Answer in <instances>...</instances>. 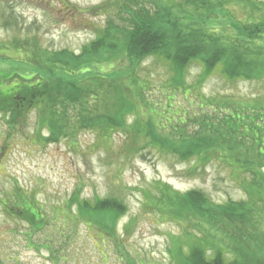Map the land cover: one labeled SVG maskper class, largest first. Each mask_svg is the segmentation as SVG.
<instances>
[{
  "label": "rangeland",
  "instance_id": "374dc122",
  "mask_svg": "<svg viewBox=\"0 0 264 264\" xmlns=\"http://www.w3.org/2000/svg\"><path fill=\"white\" fill-rule=\"evenodd\" d=\"M124 1L134 9L146 6L163 18L170 13L167 18H179L184 26L202 25L230 38L245 33H234L220 13L198 19L188 7H197L199 0H167L164 3L170 5L169 9L158 0H0V51L6 47L11 56L16 50L29 54L20 52L15 62H5L0 56V71L16 72L15 80L21 83L24 73L29 77L48 73L44 64L48 54L64 50L79 54L106 32L114 33L118 42L125 41L128 34L121 29L126 20L131 23L133 16L122 14ZM251 2L248 7L260 20L264 17V0ZM246 3L247 0H234L228 9L239 12L241 4ZM259 27L264 30V25ZM131 30L129 27L127 33ZM261 30L245 34L252 38L255 31L262 34ZM255 41L264 46V37L258 36ZM122 51L91 62L74 75L86 76L80 92L88 97L101 96L95 106L96 118L115 115L119 110L116 90L123 82L142 92L141 96L130 94L138 113H145L146 104L159 109L166 103L162 91L173 76L170 62L150 57L134 63L126 49ZM23 61L28 65L21 64ZM186 69L185 88L193 91L187 98L175 92L172 101L175 109L182 107L185 117L173 119L162 110H158L159 116L149 113L153 121L141 125L140 131L145 132L139 138L133 130L138 113L126 114L124 127L112 125V132L103 135L95 127L68 137L59 123L61 138L49 142L45 140L48 131L38 129L39 110L17 114V126L7 129L2 120L8 121L11 115L0 112V264H179V245L187 252L189 238L205 236L198 220L185 218L184 210L192 205L182 201L181 196L192 191L193 195L201 192L214 209L231 202H249L254 212L250 211L244 220L236 219L239 225L227 227L221 217H214L213 224L225 235L234 234L233 230L237 234L250 233L254 238L252 246L260 249L255 255L264 256V203L247 189V181L252 182L254 176L249 172L238 175L217 154L219 142L215 136L202 135L195 123L203 111L217 118L213 111L221 107L263 105L264 75L230 79L219 66L204 72L199 60L189 63ZM131 80L136 87L128 84ZM99 83L105 87L106 96ZM153 122L157 125L154 129L167 140L166 146L147 138ZM182 142L191 146L186 158L173 149ZM199 145L210 146L208 158L204 153L193 154ZM75 193L80 201L88 199L91 203L97 198L116 199L122 208L115 216L100 213L95 221L92 216L81 220ZM22 199L42 207L49 220L42 229L34 228L26 218ZM252 228L257 231L250 232Z\"/></svg>",
  "mask_w": 264,
  "mask_h": 264
},
{
  "label": "trees",
  "instance_id": "16d2710c",
  "mask_svg": "<svg viewBox=\"0 0 264 264\" xmlns=\"http://www.w3.org/2000/svg\"><path fill=\"white\" fill-rule=\"evenodd\" d=\"M158 1L163 2L164 8H170V5L164 3L167 0ZM199 1L197 7H193V5L188 7L190 13H196L198 19H200L199 16L213 18L218 13L223 14L228 26L234 29V33L236 31L247 33L258 28L261 30L259 26L264 25V17L261 19L259 17L261 20L259 24L258 14L250 11L248 6L251 5V0H247L246 6L241 4L243 8L239 12L236 10L232 12L228 9L229 5L232 6L234 0ZM137 6L140 5L137 4ZM139 9L126 6L125 1L123 3L122 14H131L134 19L130 20L131 23L126 20L127 24L123 25L121 29V31H124L123 34H128L127 39L123 42L114 40V33L106 32L98 35L79 54L68 50L48 54L50 58H46V63H44L48 67L46 75H39L38 77L31 75L26 83L22 79V90L16 97L11 99L18 106L23 103L24 110L16 106L17 108H15L13 114L9 116L8 123L17 122V114L22 115L23 112L39 110L38 129L48 131L49 135L45 140L49 142H57L61 138L62 133L59 123L66 129L68 137L79 131L83 132L95 127L98 128L96 132L99 135H103L104 132L111 133L113 126L121 129L126 125L124 119L126 114L138 113L136 102L130 94L136 93V95L141 96L142 92L139 88L134 90L128 85L124 86V82L120 84L116 90L117 97L120 98L118 100L119 110L115 111V115L107 116L104 114L96 118L97 110L95 106L101 96L97 94L88 97L87 94L80 92L79 88L86 81V76L82 77L80 75L74 78V75H77L79 68L84 69L85 65L99 61V59L102 60L110 53L123 52L124 48L126 49V55L134 63L137 59L141 61L150 57H162L170 62L173 71L172 83L170 81L162 91L166 103L159 109L156 108L157 110L151 108L150 104H146L143 106L145 113H138L135 116L136 121L133 125L136 128L132 129L136 130L135 135L138 138L145 132L140 131L141 125H147L150 121H153L150 114L154 113L159 116L158 110H162L168 117L173 119L175 116L178 119L179 115L185 117L182 107L178 106L175 109L172 101H174L175 92H182L187 98L193 91V89L190 91V88H185L186 82L184 80L186 68L192 61H201L205 68L204 72L207 73L219 66L222 73L230 79H250L254 76L264 75V46L257 45L255 41L258 36L264 37L263 28L261 30L262 34L255 31L254 35L256 36L252 38H247L245 33L230 38L202 25L184 26L180 24L179 18L176 20L167 18L170 13L163 18L160 13H153L146 6H143L141 10ZM122 17L121 19L124 21L125 17ZM125 26H127L126 30L123 29ZM129 27L132 30L127 33ZM60 72L64 74L61 75ZM1 79L4 78H0V82H5ZM100 83L99 86L106 96L105 87ZM128 84L136 87L133 80ZM110 89L109 86L108 90ZM142 90L145 91V89ZM4 95L5 93H1L0 96L4 97ZM194 98L196 100V97ZM1 101L2 99H0V105ZM92 102L94 103L92 104ZM203 107L204 104H201V108ZM0 111H2L1 106ZM215 111L217 112V118L209 117V111L208 114L207 112L204 114L203 111V114L195 122L198 126L196 130L202 135L210 136V134H213L215 136V139L219 142L217 154L233 166L238 175L247 174V172L252 173L254 180L252 182L247 181V189L264 203V104L249 108L239 104L232 108L214 109L213 112L215 113ZM101 124L103 125L101 126ZM153 124H151L152 128L149 131L147 130V138L152 139L153 142L162 141V144L166 146L167 140L162 139L159 131L153 127L156 128L157 125L154 122ZM39 130L38 132H40ZM139 132H141L140 135ZM204 139L206 138L204 137ZM183 143H180V145L175 144L173 149L175 148L183 158H186L189 155L186 150H190L191 146ZM210 146L208 145L205 148L204 145H199L193 151V154L200 155L204 153L205 157L208 158V154L211 153ZM223 153L225 154L223 155ZM193 192L181 196L182 201L188 202L190 206L192 205V208L188 207L187 210H184V213L187 214L185 218L198 220V224L202 227L201 231L205 236L192 239L188 237L187 252L184 250L183 245H179L177 249L179 264H264V256L257 258L255 255V252L260 249L252 246L254 238L250 233L242 234L241 231H237V234L233 230L234 234L225 235L221 232L222 228L217 229L219 227L213 224L214 217H221L227 221V227L228 225H231V227L239 225L236 219L241 218L244 220L250 211L254 212L250 203L231 202L214 209L208 198L204 197L201 192H198V195L197 192L193 195ZM75 196L78 199L77 216L81 220L92 216L95 221V216H99L100 213L115 216L121 210L120 207L122 208V205L116 199L97 198L94 203H91L88 199L80 201L77 193H75ZM22 203L25 216L29 218L34 228L42 229L45 226L44 224L49 222L38 203L27 201V199H22ZM252 203L256 205L255 201ZM256 231L257 228H252L250 232L254 233Z\"/></svg>",
  "mask_w": 264,
  "mask_h": 264
},
{
  "label": "flooded vegetation",
  "instance_id": "af4514ba",
  "mask_svg": "<svg viewBox=\"0 0 264 264\" xmlns=\"http://www.w3.org/2000/svg\"><path fill=\"white\" fill-rule=\"evenodd\" d=\"M1 48L4 51H2V50L0 51V56H2V58H3L2 60L5 62L17 61L18 56L20 55V52H22V50H19V51L16 50L15 56H11L10 54H8L6 52V50H7L6 47H1ZM22 54H24V53L22 52ZM24 55L29 56V54H24ZM27 63H29V62L28 61L21 62V64H27ZM15 74H16V72L14 74H11L10 72L7 74V72L5 70L0 71V78L3 77L4 79H1V80L5 81V82H0V95H1V93H5L4 97L0 96V99H2L1 105H0L2 108V111H0V112L2 113V115L5 114V116H7L8 114L12 115L13 112L15 111V108H17L16 107V106H18L17 103H13L14 100H12L11 98L16 97L23 88V83L22 82L20 83V81L17 82L15 80V77H14ZM9 79H11V81H8ZM22 79H24L25 83H26L27 80L29 79L28 74L24 73L22 75ZM18 107H21V109L24 110L23 104L19 105ZM3 120H2V122H5L4 124L6 126V127H4L5 129H7V127L11 128V127L17 126V122H15V121L13 123H8V121H5V120L3 121ZM1 156H2V154L0 152V157Z\"/></svg>",
  "mask_w": 264,
  "mask_h": 264
}]
</instances>
